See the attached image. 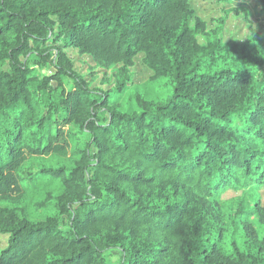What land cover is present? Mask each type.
Listing matches in <instances>:
<instances>
[{
	"label": "trees",
	"instance_id": "obj_1",
	"mask_svg": "<svg viewBox=\"0 0 264 264\" xmlns=\"http://www.w3.org/2000/svg\"><path fill=\"white\" fill-rule=\"evenodd\" d=\"M193 16L191 0H0V264H264L251 222L243 244L213 224L225 191L264 182V38L203 44ZM69 48L125 69L142 53L169 88L124 110L125 84L94 90ZM33 156L68 163L28 172ZM26 187L56 209L5 204Z\"/></svg>",
	"mask_w": 264,
	"mask_h": 264
},
{
	"label": "rangeland",
	"instance_id": "obj_2",
	"mask_svg": "<svg viewBox=\"0 0 264 264\" xmlns=\"http://www.w3.org/2000/svg\"><path fill=\"white\" fill-rule=\"evenodd\" d=\"M194 16L191 24L200 18L205 23V32L199 36L200 41L206 44L209 39L217 38L231 50L241 46L253 49L260 39L264 38V9L257 0H191ZM68 57L73 67L82 74L94 90H116L122 83L124 91H117L113 98L119 102L124 110H135L139 98L159 99L168 90L169 83L164 78L155 76V73L144 62V55L139 54L134 64L125 69L123 63L103 65L90 54L80 52L77 48H69ZM56 55L43 62L40 57L31 61L37 75L56 72ZM264 71H261L262 75ZM63 85L70 88L73 82L63 76ZM58 84L57 80H53ZM68 163L65 159L53 157L30 158L26 170H35L41 164ZM46 194L38 193L33 187H26L22 194H15L5 199L6 205L16 208L20 213L25 212L37 216L42 212H52L56 209L53 203L44 201ZM221 219L213 224L222 227L223 239L243 244L246 241L243 230V220L251 222L264 237V182L257 188H231L225 191L220 198ZM257 202L261 203V210L256 209ZM235 218V223L232 221ZM7 244V235L0 233V250Z\"/></svg>",
	"mask_w": 264,
	"mask_h": 264
}]
</instances>
